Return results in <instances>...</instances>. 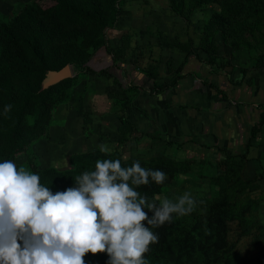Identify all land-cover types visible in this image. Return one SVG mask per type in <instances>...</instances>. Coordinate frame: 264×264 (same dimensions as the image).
<instances>
[{"label":"rangeland","instance_id":"rangeland-1","mask_svg":"<svg viewBox=\"0 0 264 264\" xmlns=\"http://www.w3.org/2000/svg\"><path fill=\"white\" fill-rule=\"evenodd\" d=\"M63 1L75 9L89 7L92 17L79 21L64 13L56 19V0H0V63L10 52L1 31L25 37L44 52L41 63L30 46L19 63L22 73L0 77L12 93L23 83L41 90L13 134L0 130V160H14L38 172L41 183H58L63 190L75 185L76 175L95 170L97 159L121 158L124 166L139 160L167 174L163 183L150 177L148 184L133 185L141 195L159 206L164 197L175 201L190 191L197 201L190 213H173L167 221L175 246L154 264H264V153L257 151V139H242L245 123L233 122L229 136L222 109L203 102L227 82L246 92V77L262 74L264 0H118L117 19L105 29L95 20L98 12L106 16L104 0ZM193 54L200 58L199 70H182ZM101 56L108 57L103 63L119 61L130 79L144 82L136 71L132 75L142 70L161 84L153 110L162 113V106L164 116L155 132L128 120L125 103H140L141 91L123 89L108 71L92 73L84 66ZM64 67L69 75L58 79ZM195 83L202 85L194 89ZM250 89L248 100L258 101L260 88ZM7 104L0 99L4 111ZM213 124H219L217 131ZM101 143L112 151L101 152ZM212 150L221 156L213 159ZM222 190L229 203L212 204L225 199ZM84 259L109 264L106 251Z\"/></svg>","mask_w":264,"mask_h":264},{"label":"clouds","instance_id":"clouds-1","mask_svg":"<svg viewBox=\"0 0 264 264\" xmlns=\"http://www.w3.org/2000/svg\"><path fill=\"white\" fill-rule=\"evenodd\" d=\"M99 148L112 151L104 143ZM166 175L139 160L124 166L121 158H100L95 170L75 176L74 186L53 192L38 172L0 160V264H85L86 253L105 251L109 264H148L144 254L159 239L150 225L190 213L197 203L185 191L157 206L133 187L150 177L163 183Z\"/></svg>","mask_w":264,"mask_h":264},{"label":"trees","instance_id":"trees-1","mask_svg":"<svg viewBox=\"0 0 264 264\" xmlns=\"http://www.w3.org/2000/svg\"><path fill=\"white\" fill-rule=\"evenodd\" d=\"M56 4L52 8V16L56 19L61 18V16L64 13H74L77 17H79V21H83L84 18H91L90 15V8L87 6L79 7L75 9L74 7L66 4L63 0H56ZM118 0H104V6L106 10V16L104 18H99V12L96 14L98 17H95V20L97 21L99 27L101 29H105L106 27H112L113 22L117 19V9H116V2ZM96 9H99V7H95ZM80 10V11H79ZM190 11V9H189ZM188 11V12H189ZM110 22V23H108ZM1 34L5 36L6 44L10 47V52L8 53L5 61L3 63H0V77L6 76V72H11L14 77L17 76V73H22L23 69L22 66L19 65L21 62V57L29 51V48L31 46V52L35 54V57L39 59V61L42 63L43 59V49L42 47L36 45L37 43H32L25 39V37H15L8 31H1ZM106 48V52L109 53L110 49L108 47ZM95 53V52H94ZM93 53V54H94ZM105 57L102 56L97 58V60H94V63L91 64L93 61L92 59H88L84 62L85 67L92 72V73H100L103 71H108L109 74H113L116 81L118 82V85L122 87L123 89L132 91L142 88L141 81H135L134 77L130 79V74L127 68L119 63L116 59L113 57L109 58L110 60L107 62H104V60H107ZM98 63V64H97ZM103 63V65H102ZM95 64V65H94ZM184 67L182 70H185L186 72H197L200 68V58L196 54L191 55L190 58H187L186 61L183 63ZM43 65V64H42ZM99 66V67H97ZM109 69H112L109 71ZM135 71L139 73V79L144 80L146 78H152L153 79V87L149 91V96L152 100L155 102L158 100V98L161 96V92L163 90V87L161 84L154 79L152 76L147 74L145 71L142 70H134L132 71V75H135ZM119 73V74H118ZM131 75V76H132ZM122 79V80H121ZM123 81V82H122ZM12 87H7L6 83L3 82L2 79H0V99L6 100L8 104H11L12 107L8 111H4L0 107V130H5L13 134L20 126L21 123V117L26 111V109L29 106V103L31 100L38 97V95L41 94V90L39 88L34 89L32 88L28 83H23L17 92L12 93ZM264 122V119L260 120L257 124H255L251 129V136H254L256 132L259 130L260 125ZM14 141H16V138H14ZM13 149H9L8 152H12ZM10 152V153H11ZM7 154V153H6ZM9 155V154H8ZM6 155V156H8ZM3 156V155H2ZM86 156V155H85ZM87 155L86 157H88ZM108 157V155H107ZM90 158V157H89ZM164 159H160V163L164 164ZM53 192L63 190L60 188V184H54L51 188ZM158 190V188H156ZM222 195L225 196V199L221 201H215L212 204L214 205H221L224 203H229V200L227 198V194L225 190H222L220 192ZM148 203H156L157 201L153 197H147ZM236 205V204H235ZM148 212L149 217H151L154 213L150 209H145ZM145 224H147V221H144ZM168 226L167 221L162 225H150L152 230L159 235L158 241L151 243L149 245V251L146 252L144 255L147 257L148 264H154L158 259H160L165 254H170L175 246V243H172L167 237L166 227ZM218 224L210 226L212 229L217 228ZM90 253L88 252L85 254L84 258H86ZM102 253V252H97ZM86 264V263H85ZM97 264V263H95ZM99 264V263H98Z\"/></svg>","mask_w":264,"mask_h":264},{"label":"crops","instance_id":"crops-1","mask_svg":"<svg viewBox=\"0 0 264 264\" xmlns=\"http://www.w3.org/2000/svg\"><path fill=\"white\" fill-rule=\"evenodd\" d=\"M242 65L244 64L242 63ZM237 72H240V69H237ZM256 74L257 72L254 73L252 77L250 73L246 77V80L244 81L247 85L246 92L243 89L240 91L238 89L240 88L239 85H234L232 83L227 82L226 87H223V89L220 90V93L219 91L216 92L217 95H214V97L209 99V101L205 99L203 102H205L204 104H207V106L210 109H218V108L222 109L223 112L220 113V116L225 117L223 119H225L226 123L228 124L226 129L227 135L231 136L235 131L233 122L241 121L242 123H245L244 130L241 131L243 133L242 139H245L248 142L250 141L252 142L254 138L257 139L256 142V144L258 145L257 151H259V154H263L264 153V122L260 125L259 130L256 132V134L254 136H251L252 127L255 124H257L260 120L264 119V70L262 71V74H260V76L258 75L257 77ZM149 79L148 78L144 79V82L141 83L142 88L134 90V91H141L143 93L144 99L147 98V100L145 99L146 101H143L144 99L142 98V101H140V103H138L137 101H131L129 103H125V108H128L127 111L128 120H131L134 124H136V126H141V127L145 126V128H141L142 130H144L143 132L153 133L155 132L156 127L159 126L160 119L161 120L163 119L162 116H164V113L162 110L163 109L162 106H161L162 113H159L156 109L153 110V105L159 103L152 100L151 97L149 96V91L153 87V80L152 79L149 80ZM201 85H202L201 83L199 84L195 83L194 89L200 88ZM255 85L257 86V88L258 87L260 88L257 94L258 101H254V99L250 101L254 94V93H250L252 91L250 87L253 86L254 88ZM218 95L220 96L222 95L225 99L218 98ZM155 108H157V106ZM218 121H220V119H218ZM213 126H216V128L214 129L215 131L219 129V124H213ZM212 139L214 138L212 137L210 140ZM217 151L218 150L211 151L213 152L212 153L213 155H211L213 159L214 158L218 159V155L221 156L219 154V151L218 152ZM223 155H224L223 159H226L228 157V154L226 153H223Z\"/></svg>","mask_w":264,"mask_h":264},{"label":"water","instance_id":"water-1","mask_svg":"<svg viewBox=\"0 0 264 264\" xmlns=\"http://www.w3.org/2000/svg\"><path fill=\"white\" fill-rule=\"evenodd\" d=\"M69 75V71H68V68L67 67H64L62 68L58 74H57V78L58 79H62V78H65Z\"/></svg>","mask_w":264,"mask_h":264}]
</instances>
